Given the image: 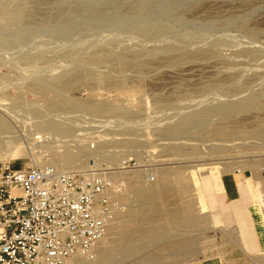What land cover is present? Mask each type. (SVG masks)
I'll return each instance as SVG.
<instances>
[{
	"label": "rangeland",
	"instance_id": "374dc122",
	"mask_svg": "<svg viewBox=\"0 0 264 264\" xmlns=\"http://www.w3.org/2000/svg\"><path fill=\"white\" fill-rule=\"evenodd\" d=\"M0 116V161L12 169L140 163L123 174L126 208L103 240L121 237L126 220L127 230L169 231L106 262L102 240L82 264H182L207 252L264 264V0H0ZM54 124L65 133L39 142ZM71 151L81 156L68 165ZM163 179L172 191L141 200L132 220V188Z\"/></svg>",
	"mask_w": 264,
	"mask_h": 264
},
{
	"label": "built area",
	"instance_id": "2783aa9c",
	"mask_svg": "<svg viewBox=\"0 0 264 264\" xmlns=\"http://www.w3.org/2000/svg\"><path fill=\"white\" fill-rule=\"evenodd\" d=\"M116 170L12 169L0 161V264H63L74 254L93 259L115 215L126 208L123 174L141 165L128 158Z\"/></svg>",
	"mask_w": 264,
	"mask_h": 264
},
{
	"label": "bare ground",
	"instance_id": "6f19581e",
	"mask_svg": "<svg viewBox=\"0 0 264 264\" xmlns=\"http://www.w3.org/2000/svg\"><path fill=\"white\" fill-rule=\"evenodd\" d=\"M18 8V7H17ZM20 8V7H19ZM20 10H21V8H20ZM17 11H19V10H17ZM187 22V21H186ZM202 24V23H201ZM137 32V31H136ZM201 53H204V52H201ZM195 54H199L198 52L197 53H195ZM71 83H72V80L71 81H69V82H67V86H69V85H71ZM227 99V98H226ZM75 102V101H74ZM72 103L71 102V104L69 105L71 108L73 107H84V108H87V109H93V110H95L96 112H99V113H104V112H106L107 110H108V108H107V106H106V104L105 105H103V104H100V105H91V104H89V102L88 103H86V102H78V103ZM212 103V102H211ZM62 104H64L63 106H67L66 105V103H62ZM246 106V105H245ZM244 106V107H245ZM67 108V107H66ZM70 108V109H71ZM46 115V114H45ZM44 115V116H45ZM203 121V120H202ZM50 123H52V122H50ZM263 124H264V122H263ZM47 125H49V123L47 124ZM203 125V124H202ZM41 126V125H40ZM46 126V125H45ZM60 126H61V124H60ZM8 127H9V125H8V123L5 121V119L3 118V116H0V135L1 134H4V133H6L7 131H9V130H7L8 129ZM42 127H44L43 125L41 126V128ZM63 127H59V126H55V124L52 126V127H50V126H47V129L45 130L46 132H47V130H48V132L45 134V133H43V134H45L44 136H43V134L42 135H38V136H36V139L39 141V142H43V141H46V140H49L50 139V136L48 135V134H61V132H63L64 130H66V129H62ZM185 128V127H184ZM44 131V130H43ZM63 133H65V131L63 132ZM211 134H214V135H225V133H224V131H222V130H220V129H218V128H215L212 132H211ZM262 134L264 135V132H262ZM48 135V136H47ZM35 137V136H34ZM54 138V137H53ZM51 139H52V137H51ZM55 139V138H54ZM128 144V143H127ZM109 146V145H108ZM101 147V146H100ZM99 147V148H100ZM105 147H107V146H104L103 148H105ZM98 148V149H99ZM102 148V149H103ZM97 149V150H98ZM102 149H100V150H102ZM100 150H99V152H100ZM76 151V150H75ZM102 151H104V150H102ZM101 151V152H102ZM178 151V150H177ZM79 152V151H78ZM78 152H67V154H66V156H64L65 157V163L66 164H68V165H70L71 163H73L74 161H76V159H77V157H78V155H80ZM98 152V153H99ZM100 152V153H101ZM127 152V151H126ZM65 154V153H64ZM113 154V153H112ZM125 155H127V154H125ZM81 156V155H80ZM121 156V155H120ZM123 156V155H122ZM112 157H114V156H112ZM58 159V158H57ZM62 159V158H61ZM61 163V162H60ZM63 166H66V165H63ZM165 172V171H164ZM169 172V171H168ZM172 174V173H171ZM170 173H169V175H171ZM174 174H175V172H174ZM164 176V175H163ZM162 176V177H163ZM166 176V175H165ZM161 177V176H160ZM169 178V177H168ZM158 179V178H157ZM171 179V178H170ZM162 180V179H161ZM161 180H158V181H161ZM167 181L169 180V179H166ZM166 180H164L163 179V181H164V183H163V185L162 186H160V189H158V187L156 188V189H154V188H152V187H150V188H148V187H142V185H139V187H135V188H132L133 189V193L135 194V200H133V202H135V201H138V203H139V205L137 206V208H136V210H134V209H131L132 207V205H130V206H128V210H131V211H135V212H132L129 216H131L132 217V220H141V200H147L148 198H151L152 196H157V197H160L159 195L162 193V192H170V191H172V186H171V184H169V182H167ZM162 181V182H163ZM157 182V181H156ZM155 182V183H156ZM171 183V182H170ZM154 184V183H153ZM181 185V184H180ZM135 186V185H134ZM148 186V185H147ZM155 186V185H154ZM186 190H187V187H185L184 185H181V186H179L178 187V191L179 192H186ZM162 196V195H161ZM156 197V200L158 199ZM161 198V197H160ZM158 203V202H157ZM130 211V212H131ZM122 212V211H121ZM121 212H119V213H121ZM119 213H117L116 215H115V217H114V219L116 218V216L119 214ZM143 216H144V214H143ZM178 216V215H177ZM176 216V217H177ZM125 217V215L124 216H121V217H119V219H121V218H124ZM114 219H113V221H114ZM118 219V220H119ZM174 219V218H173ZM180 219V218H179ZM123 220V219H122ZM124 220H126V219H124ZM112 221V222H113ZM122 222V221H121ZM127 222V220L125 221V222H122V224H121V231H119L120 232V234H121V237H119L118 239H115L114 241H113V243L111 244V245H109L110 244V242H108V240L106 239L105 241H104V243H103V245H102V247L99 249V251H98V255H99V260L101 261V262H106V261H109V260H111L112 258H114V256H115V254H118V253H124V252H127V253H129V254H131V253H135L136 252V249H138L139 248V240H141V238H143V237H147V236H161V235H164V234H166L167 233V231H169V228L170 227H168V226H170V225H157V227L156 226H154V227H152L150 230H148L147 229V231H141V229L140 228H136V229H134V230H127L126 228H125V223ZM112 224V223H111ZM124 224V225H123ZM111 226V225H110ZM110 226H109V228H110ZM123 228L125 229V230H123ZM112 229H114V226L112 227ZM111 229V230H112ZM108 231H109V229H108ZM108 233V232H107ZM107 235V234H106ZM101 240V241H102ZM110 240V239H109ZM100 241V242H101ZM99 242V243H100ZM101 244V243H100ZM98 246V245H97ZM96 249H97V247H96ZM84 256V255H82V254H74V255H72L71 257H70V259L68 258L67 260H66V263L67 264H69L70 262L72 263V264H82V262L84 261V259H81L82 257L81 256ZM84 257H87V256H84ZM96 257V250H95V256H94V258ZM116 257V256H115ZM87 258H89V257H87ZM90 259V258H89ZM97 259H98V257H97ZM85 263H86V261H85ZM85 263H83V264H85ZM63 264H65V263H63ZM89 264V263H88ZM135 264V263H134Z\"/></svg>",
	"mask_w": 264,
	"mask_h": 264
},
{
	"label": "crops",
	"instance_id": "0c3cea01",
	"mask_svg": "<svg viewBox=\"0 0 264 264\" xmlns=\"http://www.w3.org/2000/svg\"><path fill=\"white\" fill-rule=\"evenodd\" d=\"M253 206L254 205H252L250 207V211H252ZM218 214H219V212H215V216L218 215ZM220 221H223L224 223H226L227 218L225 217V215H224L223 219L220 220ZM165 224H167V223H165ZM155 226L157 227V225H155ZM182 264H226V263L221 259V257L215 255L212 252L211 253L210 252H207L206 254L202 255L198 259L192 260V261L187 262V263H182Z\"/></svg>",
	"mask_w": 264,
	"mask_h": 264
}]
</instances>
